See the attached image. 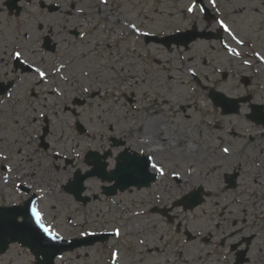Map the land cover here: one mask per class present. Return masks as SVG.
<instances>
[{
    "label": "rangeland",
    "instance_id": "1",
    "mask_svg": "<svg viewBox=\"0 0 264 264\" xmlns=\"http://www.w3.org/2000/svg\"><path fill=\"white\" fill-rule=\"evenodd\" d=\"M115 1L117 5L111 4L106 9L112 15L108 24L94 34L100 48L96 51L94 42L90 43L88 52L83 54L82 64H76L70 75L72 81L61 87L63 97H53V103L48 102L47 107L28 102L12 105L13 108L0 106V147L9 146L15 150L13 163L20 174L15 173L18 178H14L20 180L25 175L40 190L45 198L41 207L47 218L59 227L57 231L60 235L65 239L79 238L84 231L104 233L114 232L115 227L121 228L120 237L112 238L107 244L68 253L59 262L112 264L111 253L118 251L116 264H212L214 260L231 264V258L226 262L223 257L216 258L214 245L204 244L201 237L211 232L217 237L213 240L216 244L219 238L237 228L253 226L260 229L252 231L258 233L253 258L259 262L254 264H260V252L264 254V221H256L255 217L264 218L261 216L264 214V130L246 119L248 105L242 107L239 116H222L208 98V92L197 84L187 69H195L201 86L233 98L252 95L255 103L264 104V62L254 56L257 51L264 55L262 0L257 3L254 0H218L225 22L246 41L243 48L230 41L242 52L241 57L230 56L215 41H197L188 52L176 47L166 49L155 43L147 44L143 37H128V34L132 37L133 34L117 23L118 18L135 19L139 26L145 25L142 30L158 36L188 30L194 25L201 30L216 32L217 25L204 20L202 14L193 20L185 12L190 0ZM245 4L247 7L241 11V5ZM251 4L259 5L261 12L251 10ZM95 5L88 3V8ZM35 12V9L29 11L31 14ZM96 18L101 23L106 20L105 17ZM11 20L7 28L18 29L16 21ZM32 30L27 28L21 33L28 31L32 34ZM40 31L45 34V31ZM123 33L126 36H122ZM225 39L229 37L225 35ZM63 48L66 45L61 50ZM190 56L195 59L190 60ZM118 57L131 74L146 78L148 83L125 82L124 78L129 73H125L120 65H117L120 69L118 73L112 72L110 66ZM245 58L251 61L250 65L241 62ZM84 72L89 75L84 76ZM225 72L228 75L224 79ZM77 74L78 79L74 80L72 75ZM242 76L251 78L249 86L241 82ZM53 86L45 83L42 87L48 99H51L49 94ZM119 86L121 93L117 92ZM85 87L89 88L91 95L84 91ZM98 93L102 94L94 96ZM123 93L128 97L134 94L136 105L132 107L126 99H122ZM74 96L87 100L86 105H72ZM66 106L76 108L80 116L65 112ZM38 108L49 119L50 134L46 140L51 147L48 150L38 146L44 127L43 118L37 113ZM76 121L86 127L88 134L77 131ZM101 135L105 137L103 141L99 139ZM91 136L97 139L93 140ZM113 138L124 140L134 151L146 154L157 152L166 175L151 190L131 189L110 198L102 191V187L109 184L91 178L86 182L83 194L90 198V202L86 206L76 203L73 196L64 191L68 173L74 174L82 166L87 172L90 167L84 160L89 151L104 153L109 148L117 151ZM76 144L82 147L77 149L81 157L76 159L74 168L72 164L66 165L64 160L75 158L72 148ZM225 146L231 152L227 159L221 152ZM21 147L23 155L18 151ZM55 152H59L62 158L55 159ZM109 161L115 163L112 158ZM221 163L223 167L219 166ZM235 171L239 173L238 187L228 190L223 174ZM172 172L179 173L178 178L183 182L178 183L176 177L170 175ZM200 186L205 191L204 204L188 212L181 207L173 209V224H169L159 213L151 212L155 207L171 208L176 200ZM44 192H49V195L45 197ZM13 196L14 193L9 200ZM137 212L141 215H135ZM236 221L239 224L234 228ZM181 223L188 226L192 234L199 236L196 241H186L183 226L178 232L177 226ZM239 237L229 243L237 242ZM141 240L143 244H139ZM227 251L228 247L222 253ZM3 260L9 264H32L34 261L18 247H13Z\"/></svg>",
    "mask_w": 264,
    "mask_h": 264
},
{
    "label": "snow or ice",
    "instance_id": "2",
    "mask_svg": "<svg viewBox=\"0 0 264 264\" xmlns=\"http://www.w3.org/2000/svg\"><path fill=\"white\" fill-rule=\"evenodd\" d=\"M109 0H99V5L101 8L99 11L103 12V7L108 6ZM218 4V0H190V2L185 6V12L190 14L192 19L195 20L200 14H205V18L208 20H214L218 28L223 32L226 33L228 37L231 38L235 44L241 48L246 46V41L243 38H240L236 35L233 29L229 26L228 23L225 22L224 19H217L216 16H212L208 14L209 5L211 8L216 9ZM247 5H241V11H243ZM81 13H83V9H79ZM256 12H261L260 7L255 8ZM105 19H108V15L105 14ZM119 19V18H118ZM119 23L124 25L128 31H130L134 37H147L150 35L149 31L142 30L145 25L138 23L135 19H119ZM187 42L186 40L184 41ZM223 47L227 50V52L234 56V57H241L242 52L238 51L236 47H230L227 43L221 40ZM191 51V49L189 50ZM13 58L18 63L27 64L28 61L24 60L21 61L22 51L16 50L12 53ZM255 58L259 61L264 62V55H261L259 51L254 53ZM142 59V57H140ZM183 59V57L181 58ZM190 60H194V56L189 57ZM245 65H250L251 61L249 59H243L241 61ZM117 65L123 68L125 73H129L128 76H125V82H131L132 84H139L141 82L147 84L148 81L146 78L139 77L135 74H131L130 69L124 67L121 64L119 57L116 59L114 63L111 64V71L118 73L119 68ZM65 68V64L60 63L59 67L56 71L62 72ZM30 69L36 74L38 81L43 82L48 73L46 71L41 70L40 67H35ZM188 73L192 76H196L195 69L189 68L187 69ZM84 76H88V72L83 73ZM145 75H147V70L145 69ZM22 79V78H21ZM61 79H66L65 76H61ZM84 91L87 92L88 88L85 87ZM57 95H63V93L57 92ZM7 96L9 99L12 98L13 93L7 92ZM215 100L216 104H221L224 106V110L226 112L237 111V109L233 106V101L226 99L223 95H212L211 97ZM264 103V101H262ZM42 107H47V103L42 105ZM37 113L39 117H44V112L37 109ZM57 116H60L59 112H56ZM253 119H258V122L264 123V112L257 110V115L252 117ZM19 123V121H17ZM114 129V125H112ZM91 139L96 140V136H91ZM101 141L105 139L103 135L99 137ZM103 147V144L101 145ZM82 147L80 144H76L72 148V152L75 154V158L69 160L73 167L75 168L76 159L81 157L80 151L77 149ZM114 147L117 151H113L112 148H109L105 153H100L98 151H90L87 156L85 157L84 163L89 165L90 168L87 169L86 175L83 174L85 172V168L82 166L80 169L75 170L74 174L69 172L68 173V182L66 190L70 193H74L78 198L81 193L85 190V182L89 181L90 178L97 177L104 180H110L117 184V186H127L128 184H137V183H148L150 180L157 179L158 177H164L165 173V166L163 161L159 159L157 152H152L151 154H146L144 151H134L130 148L126 142L117 140ZM20 155L24 154L23 147L18 149ZM221 152L224 154V157L230 158L231 152L230 148L225 146L221 149ZM55 155L59 156L60 153L56 152ZM0 157L3 159H7V156H4L0 153ZM109 158L114 159L115 163H111ZM223 167V163L219 165ZM9 172L12 170L10 167L7 169ZM67 171V169H66ZM191 171V170H190ZM158 174V175H157ZM173 177H178L179 173L172 172L170 173ZM16 187H20V185H16ZM43 191V188H41ZM200 202V193L197 191H193L190 195H185L183 199H181L180 203L183 204L187 208H194ZM31 200L28 201V204L24 206L22 210L12 209L11 211L15 213L12 215L11 220L12 223L15 225L16 233L10 234L11 239L15 240H22V241H31V245L34 250L41 249L43 250L45 247V240L48 243L52 242H59L63 239L60 233L54 230V226L45 223V215L44 213L37 208L36 206H31ZM135 215L139 216L141 213L137 212ZM18 217L20 218L18 220ZM241 232L243 229L240 230ZM4 229L2 223V217H0V244L4 243ZM113 234L116 237L121 236V228L115 227ZM82 236L92 235L95 236V232H87L84 231L81 233ZM239 235V233H237ZM141 244L144 243L143 240L140 241ZM54 254V253H53ZM112 264H116V260L119 258L118 251H112Z\"/></svg>",
    "mask_w": 264,
    "mask_h": 264
},
{
    "label": "flooded vegetation",
    "instance_id": "3",
    "mask_svg": "<svg viewBox=\"0 0 264 264\" xmlns=\"http://www.w3.org/2000/svg\"><path fill=\"white\" fill-rule=\"evenodd\" d=\"M10 1L12 0H0V85H2V87L0 86V106L19 105L22 102L37 104L38 106L44 105L45 103L48 104V102L53 103L51 101H54V98L57 97V95L51 91L49 94L51 99L47 98V95L44 94L42 89L45 81H38L36 74L30 69V66L31 68L40 67L41 70L46 71L48 75L53 72L55 76H57L61 72L58 73L56 69L59 67V64L62 63V59L67 57V53L63 56L60 55L58 59L56 58L54 66L48 65L46 56L49 54L43 49L45 37L49 35L54 40L57 44L58 52L59 48H61L63 44H69L72 49V55L76 56L78 54L77 50L79 48H84L85 43L82 42L81 46L73 45L72 41L62 34V30H64V33L68 32V35L72 38L76 40L79 39L83 33L81 26L84 24L85 20L91 19L96 15L104 16L107 14V22H109L110 15L108 14V11H106L108 6H104L103 12H101L99 11L101 6L98 5L94 8H88V3L91 5L93 4L88 2L91 0H79L78 2L65 5V9L62 7L63 0H43L46 2L48 1V4L59 5V10L55 13H49L47 9L41 6L42 0H19L18 7L20 10L12 12L9 7ZM254 1L257 3L259 0ZM262 2L264 4V0H262ZM77 5H84L82 7L84 10L83 13L79 11L81 8H79L80 6L77 7ZM257 6L259 7V5L251 4V10L256 12L255 8ZM31 9H35L36 12L33 14L29 13ZM97 10L98 14L96 12ZM62 17L65 18L63 19ZM11 19L15 20L18 24L17 33H14L15 30L7 28L8 21H12ZM62 22H65V24L62 25ZM68 25H72L70 30H68ZM27 28H30L31 30L33 29V33L22 34V30H26ZM35 28L37 33H35ZM40 30H43L42 32L48 31V33L42 34L40 33ZM16 50L22 51L20 59L21 61L27 60V64L18 63L13 58L12 53ZM64 69V72L66 73L73 70L72 67H65ZM48 79L56 80L54 76H50ZM9 84L10 87H8ZM7 92L13 93L11 99L8 98ZM0 153H11V156L13 154L12 149L9 146L8 148H2L1 146ZM11 156L9 157L11 158ZM10 161H13V159ZM19 189L21 188L19 187ZM10 190V186L0 187V207H4L6 205L3 202L6 201L5 195ZM233 226H236L235 222ZM252 227L253 226H245L237 229L229 235L222 236L216 244H214L213 240H216L217 237H215L212 233H209L207 238L202 239V242L206 243V245L213 244L216 248V250H213L216 258L219 259L220 257H223L225 262L231 258V264H254L255 262H259L253 258V249L255 242L258 239V233H254L252 231H259L260 229ZM241 229H243L242 232L240 231ZM237 233H239V235H237ZM237 236H240L237 242L230 243L229 245L227 244V242ZM247 244H249L248 247ZM235 245H238V247L233 250V246ZM226 247H228V251L224 254L222 253V250ZM246 249L248 250L247 254L244 257H241V252ZM260 257V264H264V254H261V252ZM242 259H244L245 262ZM0 264L9 263L0 260ZM212 264H221V262L214 260Z\"/></svg>",
    "mask_w": 264,
    "mask_h": 264
},
{
    "label": "water",
    "instance_id": "4",
    "mask_svg": "<svg viewBox=\"0 0 264 264\" xmlns=\"http://www.w3.org/2000/svg\"><path fill=\"white\" fill-rule=\"evenodd\" d=\"M198 37H202L201 35H197L196 33H193V32H187L185 34H180L178 36H175V37H171V38H168L164 41H161L162 43L168 45V47L172 44V43H175V44H182L184 46H188L189 43H191L192 41L196 40ZM187 41L186 43L184 41ZM212 95H220V94H216L214 92H212L210 94V97H212ZM227 99V98H226ZM233 101V106L237 109V111H232V112H226L224 110V106L221 105V104H216L215 100H213V102L217 105V106H221L224 110V114H231V113H237L238 112V109H239V102H246L248 101V99H243V100H231ZM255 109V113L252 115V116H249L254 122H256L257 124H262L264 125V123H261V122H258V119H253L252 117L256 116L257 115V110L261 111V108L258 109L257 107H254ZM104 180V179H103ZM155 180V179H154ZM154 180H150L148 183H137V184H128L126 187L125 186H117V184H115V186L113 187V192L110 193V194H115L116 193V190L117 189H120L121 191H125L127 189H129L130 187L132 186H137L138 188H142V187H148L151 182H153ZM110 181V180H108ZM112 182V181H111ZM111 192V191H110ZM79 200H81V195L77 198ZM201 202H199L197 205H199ZM195 205V206H197ZM15 226V225H14ZM15 228V227H14ZM16 230V229H15ZM4 234V245H8L9 242H8V239H10V242H19L20 244L24 245V246H28L32 249V251L36 254L37 258L39 257H42V260L41 262L45 263V264H51L52 260L57 256L59 255V253H61L62 251L68 249L67 247H63L62 244H57V243H48L46 240H45V247L43 250L41 249H36L34 250L32 245H31V241H22V240H15L13 241L11 239V235L10 234H15V232H11V233H3ZM7 247V246H6ZM75 247L77 246H74L72 248H69L71 250H73ZM5 251V248L0 250V252H4ZM54 253V254H53Z\"/></svg>",
    "mask_w": 264,
    "mask_h": 264
},
{
    "label": "bare ground",
    "instance_id": "5",
    "mask_svg": "<svg viewBox=\"0 0 264 264\" xmlns=\"http://www.w3.org/2000/svg\"><path fill=\"white\" fill-rule=\"evenodd\" d=\"M135 144H136V145H139V144H140V142H135Z\"/></svg>",
    "mask_w": 264,
    "mask_h": 264
}]
</instances>
